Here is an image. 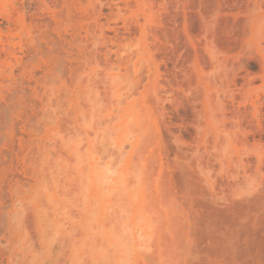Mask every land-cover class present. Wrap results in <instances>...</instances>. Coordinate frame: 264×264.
Wrapping results in <instances>:
<instances>
[{
  "label": "rangeland",
  "instance_id": "374dc122",
  "mask_svg": "<svg viewBox=\"0 0 264 264\" xmlns=\"http://www.w3.org/2000/svg\"><path fill=\"white\" fill-rule=\"evenodd\" d=\"M0 106V264H264V0H0Z\"/></svg>",
  "mask_w": 264,
  "mask_h": 264
},
{
  "label": "bare ground",
  "instance_id": "6f19581e",
  "mask_svg": "<svg viewBox=\"0 0 264 264\" xmlns=\"http://www.w3.org/2000/svg\"><path fill=\"white\" fill-rule=\"evenodd\" d=\"M49 24V23H48ZM64 45V44H63ZM6 98V97H5ZM13 98V97H12ZM7 100H9V99H7ZM3 106V105H2ZM0 109L2 110V108H1V106H0ZM4 110V109H3ZM3 112V111H2ZM5 113V112H4ZM0 119H2V118H0ZM3 183H4V181H3ZM2 218V217H1ZM3 219V218H2Z\"/></svg>",
  "mask_w": 264,
  "mask_h": 264
}]
</instances>
